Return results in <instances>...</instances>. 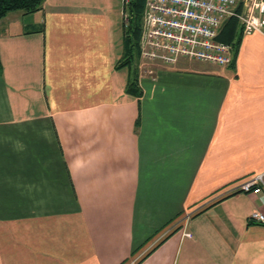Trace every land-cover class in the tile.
<instances>
[{
    "label": "crops",
    "instance_id": "0c3cea01",
    "mask_svg": "<svg viewBox=\"0 0 264 264\" xmlns=\"http://www.w3.org/2000/svg\"><path fill=\"white\" fill-rule=\"evenodd\" d=\"M125 12L0 19V264H264V185L234 191L264 173V33L140 77Z\"/></svg>",
    "mask_w": 264,
    "mask_h": 264
},
{
    "label": "built area",
    "instance_id": "2783aa9c",
    "mask_svg": "<svg viewBox=\"0 0 264 264\" xmlns=\"http://www.w3.org/2000/svg\"><path fill=\"white\" fill-rule=\"evenodd\" d=\"M131 1L121 0L123 7ZM124 18L127 24V15ZM230 18L239 20L244 34L264 33V0H146L138 75H154L156 67H175L183 57L230 65L234 45L219 39L221 25ZM260 183L264 185V173L243 181L234 191L251 192ZM250 219L264 223V213L254 210Z\"/></svg>",
    "mask_w": 264,
    "mask_h": 264
},
{
    "label": "trees",
    "instance_id": "16d2710c",
    "mask_svg": "<svg viewBox=\"0 0 264 264\" xmlns=\"http://www.w3.org/2000/svg\"><path fill=\"white\" fill-rule=\"evenodd\" d=\"M45 1L46 0H0V19L5 17L9 12L16 10H22L26 13L36 12L42 8ZM145 1L146 0H132L128 5L131 16L128 17L127 24H124V55L121 66H131L139 58V41L142 34V18ZM239 24L240 22L236 18L228 19L223 26V30L219 34V39L225 42H231L239 34ZM234 44L237 46L239 40L234 42ZM128 86V90L131 93H140L136 76L130 80Z\"/></svg>",
    "mask_w": 264,
    "mask_h": 264
},
{
    "label": "rangeland",
    "instance_id": "374dc122",
    "mask_svg": "<svg viewBox=\"0 0 264 264\" xmlns=\"http://www.w3.org/2000/svg\"><path fill=\"white\" fill-rule=\"evenodd\" d=\"M125 15H127V17H130V16H131V13H130V11H129L128 6L126 7ZM124 24H125V22H124Z\"/></svg>",
    "mask_w": 264,
    "mask_h": 264
}]
</instances>
